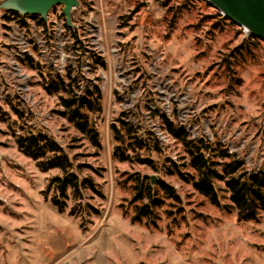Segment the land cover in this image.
<instances>
[{"label": "rangeland", "instance_id": "374dc122", "mask_svg": "<svg viewBox=\"0 0 264 264\" xmlns=\"http://www.w3.org/2000/svg\"><path fill=\"white\" fill-rule=\"evenodd\" d=\"M61 11L52 7L45 27L0 11V264H264V212L239 219L170 173L184 163L195 174L161 125L166 116L264 172V41L205 0H79L78 41ZM68 72L75 94L99 88V105L83 110L97 145L61 114L69 90L44 88ZM27 131L56 141L70 170L43 171L23 154L16 138ZM69 172L77 188L60 195L50 179ZM151 175L162 202L134 220L147 202L133 198L134 183Z\"/></svg>", "mask_w": 264, "mask_h": 264}, {"label": "trees", "instance_id": "16d2710c", "mask_svg": "<svg viewBox=\"0 0 264 264\" xmlns=\"http://www.w3.org/2000/svg\"><path fill=\"white\" fill-rule=\"evenodd\" d=\"M2 12L6 20L15 17L22 25H26L25 18L27 17L32 18L42 27L47 25L46 20H43L39 15H20L11 10ZM59 16L64 18L62 11ZM221 18L225 19L224 17ZM63 25L78 41L75 27L68 26L65 22H63ZM249 37L252 38V36ZM28 60L32 62L31 57ZM66 78L67 82L58 77L54 79L50 77L44 88L47 92H65L69 90L67 89L68 86H72L75 83L71 73L68 72ZM68 93V95L59 97L60 104L64 108L61 114L66 116L70 122H73L80 132L87 134L92 142L97 145V132L88 125L87 116L83 110H91L99 105V88L97 86L92 87V89L85 87L80 95L75 94L71 90ZM161 125L171 137L182 144L188 160L187 164L195 172V174L184 172L179 167L184 166V163L180 165L173 163L174 169H169L170 173L175 172L183 180H189L192 187L207 197L213 205L225 210H236L239 219H256L260 212H264L263 171H247L242 162L235 159L222 147H217V144V146H213L202 138H190L183 126L174 124L166 116H161ZM114 134H117L115 135L116 138H120L115 127ZM16 143L18 149L35 160L37 166L43 171L51 168H60L62 171L68 172L72 167V162L62 147L42 131L24 132L17 136ZM141 144L140 142L139 145ZM114 155H118L120 159L127 158L123 151H118L117 147L114 149ZM141 161L151 163L147 158L141 159ZM187 175H189V178ZM145 179L143 178V180L141 179L134 183L135 195L133 198L136 200L147 197V202L140 205L133 215V219L138 221L142 216L150 217L153 214V207L162 202L161 197L154 196V186L151 185V182L144 183ZM52 182L60 195L65 194L68 186L76 189L78 185L77 177L72 172L63 176H55L50 179V183ZM157 185L164 197L179 200L174 188L164 180H158ZM52 203L62 211L63 206L58 197H53Z\"/></svg>", "mask_w": 264, "mask_h": 264}, {"label": "water", "instance_id": "95a60500", "mask_svg": "<svg viewBox=\"0 0 264 264\" xmlns=\"http://www.w3.org/2000/svg\"><path fill=\"white\" fill-rule=\"evenodd\" d=\"M219 11L222 17L237 24L243 31L252 37L264 41V0H205ZM79 0H0V11L11 10L20 15H39L47 19L49 10L62 6L65 23L73 27L71 10L77 7ZM156 176H150L151 184Z\"/></svg>", "mask_w": 264, "mask_h": 264}]
</instances>
